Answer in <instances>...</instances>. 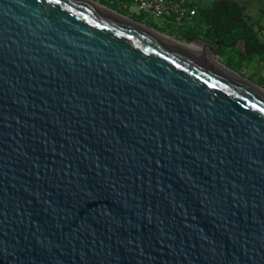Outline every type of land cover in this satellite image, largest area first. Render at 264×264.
I'll list each match as a JSON object with an SVG mask.
<instances>
[{
  "label": "water",
  "instance_id": "95a60500",
  "mask_svg": "<svg viewBox=\"0 0 264 264\" xmlns=\"http://www.w3.org/2000/svg\"><path fill=\"white\" fill-rule=\"evenodd\" d=\"M162 36L0 0V264H264V93Z\"/></svg>",
  "mask_w": 264,
  "mask_h": 264
},
{
  "label": "trees",
  "instance_id": "16d2710c",
  "mask_svg": "<svg viewBox=\"0 0 264 264\" xmlns=\"http://www.w3.org/2000/svg\"><path fill=\"white\" fill-rule=\"evenodd\" d=\"M130 1L123 0L127 5L130 4ZM100 4L104 5L102 2ZM108 7L116 9L118 13L125 12L121 7ZM244 13L245 8L235 2L214 3L208 9H196L191 24L179 26L177 29H174L170 24H165L163 28L164 30L175 31L176 35L183 41L197 37L212 47L220 43V47L213 56L222 58L226 52H229L230 56L225 58L226 65L224 64L228 69L235 68V55L232 52L238 53L240 68L243 67L244 63L256 58L264 63V41L259 39L257 30L247 22ZM137 17L140 21L145 19L142 13H139ZM153 22L155 21L148 23L153 25ZM239 45H241V49H239Z\"/></svg>",
  "mask_w": 264,
  "mask_h": 264
},
{
  "label": "rangeland",
  "instance_id": "374dc122",
  "mask_svg": "<svg viewBox=\"0 0 264 264\" xmlns=\"http://www.w3.org/2000/svg\"><path fill=\"white\" fill-rule=\"evenodd\" d=\"M242 3H239L238 1H236L235 3H237L238 5H246L244 3V0H241ZM247 1V11L245 13V18L248 21L249 24L253 25V27L258 31L261 30L262 32H264V1H260V0H245ZM220 0H197V3L195 4L196 8H210L212 4L214 3H219ZM230 3V2H228ZM108 9L113 10L115 12L116 9H113L111 7H108ZM137 8L136 7H132V10L129 13H120L121 15L124 16H128V18L134 22H138V23H143L144 26L146 27H150L152 29H154L157 32L160 33H164L165 35L173 38L176 41H179L182 43V46L187 47L185 49L196 53L200 56L203 57H209V55L205 52V51H201L200 46L198 45H192V44H196V43H192L190 45H185L184 43H187V41H183L181 40V38L179 36L176 35L175 31L172 30H164L163 25L161 23L160 20H156L155 22H153V25L149 24L148 22H146V19L143 20H139V18L137 17ZM135 14V15H134ZM189 40V39H188ZM189 43V42H188ZM241 45H239V49H241ZM232 54L235 55L234 57V64H235V68L234 69H229L233 72H235L240 78H242V81H246L247 84H251L253 86H257V88L263 89L264 90V63H261L257 58L250 61V62H246L244 63L243 67H239L238 63L240 62V58L238 55V53L236 52H232ZM230 54L229 52L225 53V57L227 58L229 57ZM206 58V59H207ZM212 58L216 61V63H220L221 65L224 66V64L226 65V61L224 58H219L217 56H212ZM237 63V64H236Z\"/></svg>",
  "mask_w": 264,
  "mask_h": 264
},
{
  "label": "built area",
  "instance_id": "2783aa9c",
  "mask_svg": "<svg viewBox=\"0 0 264 264\" xmlns=\"http://www.w3.org/2000/svg\"><path fill=\"white\" fill-rule=\"evenodd\" d=\"M92 1V0H91ZM97 3H104L103 6L127 7L123 0H95ZM130 4H134L138 11L146 17L154 20H162L165 24L171 26H182L191 23L194 11H185L183 7L169 3L167 0H131ZM129 4V5H130Z\"/></svg>",
  "mask_w": 264,
  "mask_h": 264
},
{
  "label": "crops",
  "instance_id": "0c3cea01",
  "mask_svg": "<svg viewBox=\"0 0 264 264\" xmlns=\"http://www.w3.org/2000/svg\"><path fill=\"white\" fill-rule=\"evenodd\" d=\"M236 1H238L239 3H242V1L241 0H220V2L219 3H224V2H236ZM260 1H264V0H260ZM167 2H169V3H174V4H177V5H179V6H181V7H183V9L185 10V11H190V10H193V11H195L196 9H198V8H196L195 7V4L197 3V0H167ZM244 3L247 5V1H245L244 0ZM240 6H243L244 8H245V13H246V9H247V6L245 5H241V4H239ZM212 6V5H211ZM132 7H136L134 4H130V5H128L127 7H123L122 9L126 12V13H129L131 10H132ZM137 8V7H136ZM201 9H208V8H201ZM138 10V9H137ZM140 12L138 11L137 12V14H139ZM244 13V14H245ZM128 17V16H127ZM144 18L146 19L145 21H147V22H151V21H156V20H154V19H152V18H150V17H146L145 15H144ZM246 19V18H245ZM161 21V23H162V25H165V23H163V21L162 20H160ZM248 22V21H247ZM191 23H192V21H191ZM191 23H189V24H191ZM143 24V23H142ZM186 25H188V23L186 24ZM171 26V25H170ZM174 29H177V26H172ZM258 32V34H259V39L261 40V41H264V32H262L261 30H258L257 31ZM225 57V56H224ZM224 57H222V58H224ZM225 59V58H224ZM264 69V68H263ZM264 76V75H263Z\"/></svg>",
  "mask_w": 264,
  "mask_h": 264
},
{
  "label": "bare ground",
  "instance_id": "6f19581e",
  "mask_svg": "<svg viewBox=\"0 0 264 264\" xmlns=\"http://www.w3.org/2000/svg\"><path fill=\"white\" fill-rule=\"evenodd\" d=\"M96 7L100 8L99 6H96ZM100 9H103V11L108 12V13H110V14H112V15H115V16L119 17L118 15H116V13H112V12L106 10V9L103 8V7H101ZM119 18H122V20L128 21V20H127L126 18H124V17H119ZM147 30H148V29H147ZM148 31L151 32V33H153V34L158 35L157 33H155V32L152 31V30H148ZM162 38L165 39V40H168V41H170V42H172V43H174V44H176V45H179V46H181V47H183V48H187V47L182 46V43L175 42V41L172 40L171 38H168V37H165V36H162ZM192 43H196V44H192ZM192 43H190V44L200 46L201 51L203 50V51H205V52L209 55V51L207 50V48H206L205 46H203L202 44H200V43H198V42H196V41H192ZM190 44H189V45H190ZM201 57H203V56H201ZM203 58H205V57H203ZM206 58H207V57H206ZM206 58H205V59H206ZM207 60L210 61L211 63L217 65L218 67L222 68L223 70L228 71V70L225 69L221 64H219L218 62L216 63V61H215L210 55H209V57L207 58ZM229 72H230V71H229ZM243 81H244V80H243ZM244 82L247 83L246 81H244ZM249 85L252 86V87H254V88H256L257 90L261 91L262 93H264V90H263V89L257 88V87H255V86H253V85H251V84H249Z\"/></svg>",
  "mask_w": 264,
  "mask_h": 264
}]
</instances>
